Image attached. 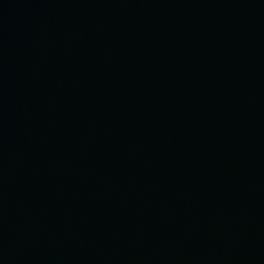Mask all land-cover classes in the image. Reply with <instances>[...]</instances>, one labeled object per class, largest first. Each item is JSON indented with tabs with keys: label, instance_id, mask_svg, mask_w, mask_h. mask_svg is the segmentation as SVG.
Segmentation results:
<instances>
[{
	"label": "water",
	"instance_id": "1",
	"mask_svg": "<svg viewBox=\"0 0 264 264\" xmlns=\"http://www.w3.org/2000/svg\"><path fill=\"white\" fill-rule=\"evenodd\" d=\"M0 264H264V0H0Z\"/></svg>",
	"mask_w": 264,
	"mask_h": 264
}]
</instances>
